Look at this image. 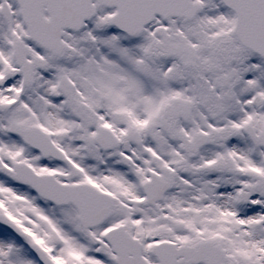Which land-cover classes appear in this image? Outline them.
Wrapping results in <instances>:
<instances>
[{"label": "snow or ice", "instance_id": "6c2138e0", "mask_svg": "<svg viewBox=\"0 0 264 264\" xmlns=\"http://www.w3.org/2000/svg\"><path fill=\"white\" fill-rule=\"evenodd\" d=\"M0 264H264V0H0Z\"/></svg>", "mask_w": 264, "mask_h": 264}]
</instances>
